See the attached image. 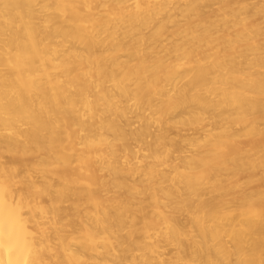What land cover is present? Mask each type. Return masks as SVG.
<instances>
[{"label": "bare ground", "instance_id": "obj_1", "mask_svg": "<svg viewBox=\"0 0 264 264\" xmlns=\"http://www.w3.org/2000/svg\"><path fill=\"white\" fill-rule=\"evenodd\" d=\"M175 118L202 123L191 144L207 159L182 157L203 165L238 161L224 146L264 132V0H0V264H129L151 249L139 224L179 240L188 230L160 199L146 213L126 178L141 173L155 190L157 178L194 189L206 176L161 147ZM251 151L264 165V144ZM112 186L131 194L119 206L101 194ZM235 212L192 214L188 255L228 259L230 233L234 255L246 246L263 264L264 207Z\"/></svg>", "mask_w": 264, "mask_h": 264}, {"label": "rangeland", "instance_id": "obj_2", "mask_svg": "<svg viewBox=\"0 0 264 264\" xmlns=\"http://www.w3.org/2000/svg\"><path fill=\"white\" fill-rule=\"evenodd\" d=\"M208 15H215L212 7L207 8ZM202 123L200 122H191L188 123L182 122L179 118H175L170 122L168 126L169 129L165 131L163 129V134L168 137L161 146L163 149L166 145H169V150L172 151V159H175V164L179 169L188 171L190 167L204 170L206 176H200L198 181L195 182L193 187L194 189H188L186 187V179H183L182 182L179 179L181 177L173 174L172 180L164 182V180L157 178L155 180V190L152 189H143V187H150L151 181L147 178H144L141 173H130L126 176L131 185L140 187L141 195L138 196V199L141 198L143 205L145 206V211L152 218H154V213L151 205L153 200L160 199L162 200V208L166 210L167 213L171 214L180 225H182L186 230L183 235H181L179 240H168L166 238V226L161 225L159 227V232L161 235L148 238L144 231L143 225L139 224L135 229H139V237L141 241L149 245L151 248L149 251L133 252L129 253L127 260L129 264H146L150 259H155L156 264H165L164 262H158V257L164 258L167 264H209L204 261V259H192L187 253V239L188 232L197 229V226H194L191 221L192 214L202 213L207 205L211 206L214 210L226 213H235L239 210H251L254 208L264 207V165L261 162H258V157L253 155L251 148L257 145L264 144V132H261L257 137L251 139L249 137H241L239 141V148L235 150L231 142L224 146L227 151V154L236 152L239 160L232 161L228 158L226 160L219 159L213 164L203 165V162L199 160L195 161H186L183 159L184 154L190 153H201L199 157H205L206 147H197L192 145V141L203 142L204 136L201 135L202 132ZM259 126L264 128V124L260 123ZM239 130H243L242 127ZM264 130V129H263ZM201 133V134H200ZM134 150L139 152L144 151L145 149L139 150V146L132 144ZM223 147V146H222ZM144 148H148L147 145ZM100 151L109 154V147L100 146ZM194 151V152H192ZM164 157V155H162ZM157 161V166L160 168V164L163 161ZM225 163V165H223ZM153 160L147 159L142 163L143 170H147L150 166L154 165ZM217 166V167H214ZM97 167V166H96ZM220 168L223 169L220 172ZM99 176H102V173H99ZM109 183L112 182L113 176L106 177ZM207 179L205 183L203 180ZM191 180V179H190ZM186 181V182H185ZM193 182V181H192ZM113 187V186H112ZM164 191H160V189ZM112 192L103 191L101 194L103 197H108L115 201V205L119 206L121 201L124 198H129L131 195L125 189L112 188ZM135 207L138 205H134ZM241 215L240 220L236 221V231L244 232L247 229L246 222L242 221ZM131 227V224L128 223L127 228L124 230V234ZM134 229V228H132ZM247 231L244 233V236L248 235ZM227 247L231 249V254L228 256L223 253L215 252L213 254V261L215 264H250L249 252L246 246L243 247L241 256L238 257L234 255L231 243L230 233L225 237ZM159 258V260H161ZM264 264V262H263Z\"/></svg>", "mask_w": 264, "mask_h": 264}]
</instances>
